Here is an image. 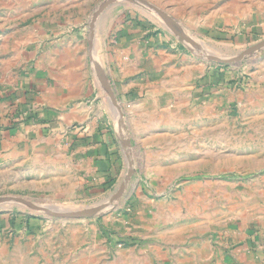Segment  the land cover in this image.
<instances>
[{"label": "rangeland", "instance_id": "obj_1", "mask_svg": "<svg viewBox=\"0 0 264 264\" xmlns=\"http://www.w3.org/2000/svg\"><path fill=\"white\" fill-rule=\"evenodd\" d=\"M107 1L0 0V84L27 67L3 45L38 26L83 32L92 64L106 75L110 33L128 20L162 34L161 46L177 52L179 66L188 55L212 68L197 75L192 99L121 105L120 163L104 184L79 183L71 167L33 156L0 158V198L94 207L124 188L92 215L1 209L0 264H223L212 233L237 218L264 216V45L231 62L206 54L264 44V0H146L145 9L109 0L95 17ZM148 2L182 33L159 22ZM219 29L230 38L215 37Z\"/></svg>", "mask_w": 264, "mask_h": 264}, {"label": "crops", "instance_id": "obj_2", "mask_svg": "<svg viewBox=\"0 0 264 264\" xmlns=\"http://www.w3.org/2000/svg\"><path fill=\"white\" fill-rule=\"evenodd\" d=\"M142 25L128 20L110 33L107 77L120 104L147 100L167 107L192 99L197 75L212 67L188 55L179 66L177 52L161 46L162 34ZM41 27L28 38L9 33L12 44L3 45L27 67L0 84V158L33 156L71 167L79 183L104 184L120 163L118 122L92 64L88 38L83 32L44 33ZM219 31L213 30L215 37L230 38ZM212 235L217 261L264 264L262 214L231 220Z\"/></svg>", "mask_w": 264, "mask_h": 264}, {"label": "water", "instance_id": "obj_3", "mask_svg": "<svg viewBox=\"0 0 264 264\" xmlns=\"http://www.w3.org/2000/svg\"><path fill=\"white\" fill-rule=\"evenodd\" d=\"M128 1H136L137 4L140 5L141 9H145L143 4L147 3L145 2L146 0H128ZM112 1H107L104 2L100 9L96 12L95 17H97L100 12H103L106 7L111 4ZM149 3V2H148ZM142 4V5H141ZM150 4V3H149ZM150 6L154 9V11L159 14L161 18H158V21L161 22L165 27L170 28L174 33H182L178 28H175L173 25L172 19L161 9H159L157 6L150 4ZM175 23V22H174ZM201 44L205 45V43L202 40H199ZM264 44H259L254 47H251L243 52V54H226V53H218L216 51H209L206 56L208 59H216L219 61H225V62H231L235 60H239L242 56L245 54L251 53L255 49L263 46ZM199 53V52H197ZM97 70V68H96ZM97 71V75L101 83L103 84L107 96L109 99V103L114 109L115 116L117 118V122L120 123L122 117H123V111L122 107L119 101V98L117 97L113 86L111 85L108 77L106 74H104L103 71ZM124 188H122L119 193L113 195L110 199V201L106 204H98L94 207L91 206H71V205H66V204H39V203H34L28 199L25 198H19V197H4L0 198V210L1 209H10L13 207H23V208H30V209H36L39 211H44L48 212L53 215H58V216H69V217H77V216H85V215H92L96 214L99 210H101L102 207L108 208L109 206L112 205L113 201L119 197L122 193Z\"/></svg>", "mask_w": 264, "mask_h": 264}]
</instances>
